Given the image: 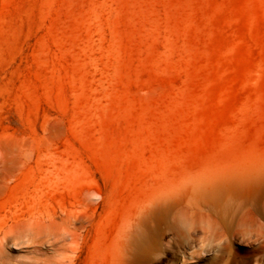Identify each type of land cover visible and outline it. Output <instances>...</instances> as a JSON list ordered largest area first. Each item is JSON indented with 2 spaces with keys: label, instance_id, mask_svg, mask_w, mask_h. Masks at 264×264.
<instances>
[{
  "label": "rangeland",
  "instance_id": "rangeland-1",
  "mask_svg": "<svg viewBox=\"0 0 264 264\" xmlns=\"http://www.w3.org/2000/svg\"><path fill=\"white\" fill-rule=\"evenodd\" d=\"M127 250L264 264V0H0V264Z\"/></svg>",
  "mask_w": 264,
  "mask_h": 264
},
{
  "label": "bare ground",
  "instance_id": "bare-ground-1",
  "mask_svg": "<svg viewBox=\"0 0 264 264\" xmlns=\"http://www.w3.org/2000/svg\"><path fill=\"white\" fill-rule=\"evenodd\" d=\"M211 190L210 187H187L182 194H169L157 197L149 206L142 208L133 228L137 230L138 228L146 226L149 219L154 218V216L163 215L181 205H184L187 210L194 213L196 209L202 208V203L205 201L203 200V197L208 196ZM253 191L255 192V189L252 190V193ZM87 219L86 216L76 218L79 222ZM125 255V264H143L137 253L127 250Z\"/></svg>",
  "mask_w": 264,
  "mask_h": 264
}]
</instances>
